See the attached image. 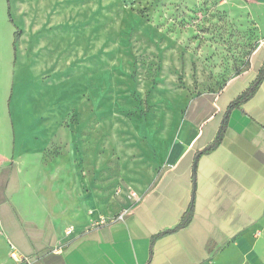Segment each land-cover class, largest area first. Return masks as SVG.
<instances>
[{
	"label": "rangeland",
	"instance_id": "374dc122",
	"mask_svg": "<svg viewBox=\"0 0 264 264\" xmlns=\"http://www.w3.org/2000/svg\"><path fill=\"white\" fill-rule=\"evenodd\" d=\"M263 62L264 0H0V242L13 250L15 221L30 229L52 209L60 234L80 225L86 203L97 218L85 229L117 218L123 196L154 182L163 142L222 110L228 82L247 74L232 87L241 92ZM48 103L60 121L78 108L65 121L70 142L16 157L9 106L26 125ZM59 194L60 208L48 207ZM258 242L254 255L222 263L264 264Z\"/></svg>",
	"mask_w": 264,
	"mask_h": 264
},
{
	"label": "crops",
	"instance_id": "0c3cea01",
	"mask_svg": "<svg viewBox=\"0 0 264 264\" xmlns=\"http://www.w3.org/2000/svg\"><path fill=\"white\" fill-rule=\"evenodd\" d=\"M245 75L229 81L219 93L222 99L232 89L223 98L222 110L199 120L193 117L172 140L163 142L168 151L163 159L159 157L163 165L154 171V182L136 189L135 197L123 196L124 209L130 210L123 220L85 229L97 218L88 203L74 216L80 225L68 224L62 234L53 209L44 219H28L30 229L16 220L8 232L13 250L5 240L0 242V264H223L233 254L254 255L258 241L264 240V81L247 103L227 115L221 145L199 155L215 140L230 103L249 87L241 92L232 88ZM52 106L35 110L26 125L14 121L9 106L7 120L15 134L16 157L40 155L53 143L70 142L72 131L65 121L78 108L68 107V116L60 121L52 118L56 116ZM23 113L19 110L20 116ZM24 127L28 136L16 140L18 129ZM3 154L0 146V158ZM11 177L10 171L9 181ZM192 201L191 223L151 245L153 236L178 226ZM61 203V194L46 202L52 208H60ZM70 227L75 230L72 238L66 233Z\"/></svg>",
	"mask_w": 264,
	"mask_h": 264
},
{
	"label": "trees",
	"instance_id": "16d2710c",
	"mask_svg": "<svg viewBox=\"0 0 264 264\" xmlns=\"http://www.w3.org/2000/svg\"><path fill=\"white\" fill-rule=\"evenodd\" d=\"M20 35H21V32H16V40L20 37ZM14 47H15V45H14ZM263 81H264V64L259 69V72H258L256 78L250 84V86L245 91H243L236 99H234L230 103L229 107L227 108L226 114L224 116L223 122L221 124V127L218 131V134H217L215 140L213 141V143L211 145H209L206 149H204L202 152H200L199 155L209 154V153L213 152L214 150H216L221 145L225 131H226L227 115L230 113L231 110H233L235 108H239L243 104L247 103L257 93V91L261 87ZM193 216H194V202L192 201L189 208L187 209V211L183 215L178 226L172 230H168V231H165V232H162V233H159V234L153 236L152 240H151V245H153L157 241V239L165 237L167 235L174 234L177 231L187 227L191 223Z\"/></svg>",
	"mask_w": 264,
	"mask_h": 264
},
{
	"label": "built area",
	"instance_id": "2783aa9c",
	"mask_svg": "<svg viewBox=\"0 0 264 264\" xmlns=\"http://www.w3.org/2000/svg\"><path fill=\"white\" fill-rule=\"evenodd\" d=\"M130 212V210H125L123 212H121L117 218L114 219V221H119V220H123V218ZM108 222L110 221H107L105 218H101L100 222L96 224V226H101V225H105L107 224ZM75 232L74 228L73 227H70L68 230H67V235L68 236H71L73 233ZM262 233V229L258 230V235H260ZM12 257L15 258V254H12Z\"/></svg>",
	"mask_w": 264,
	"mask_h": 264
},
{
	"label": "water",
	"instance_id": "95a60500",
	"mask_svg": "<svg viewBox=\"0 0 264 264\" xmlns=\"http://www.w3.org/2000/svg\"><path fill=\"white\" fill-rule=\"evenodd\" d=\"M195 165H196V162H195Z\"/></svg>",
	"mask_w": 264,
	"mask_h": 264
}]
</instances>
